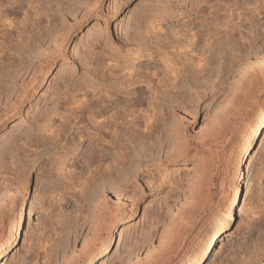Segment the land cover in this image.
Listing matches in <instances>:
<instances>
[{
  "label": "rangeland",
  "instance_id": "rangeland-1",
  "mask_svg": "<svg viewBox=\"0 0 264 264\" xmlns=\"http://www.w3.org/2000/svg\"><path fill=\"white\" fill-rule=\"evenodd\" d=\"M54 1L55 0H53V3ZM94 1L95 0H77L76 3V1L74 0L73 5L72 4L68 5L69 7L70 5H72L73 6L72 9L69 8L67 5L66 6L54 5L57 3V1L53 4L54 6L53 7L51 4L52 1L50 3L48 0H37V1L36 0H17V1L0 0V8L2 9V10L0 9V14H1L0 18L3 17V19L2 20L0 19V21L6 23L9 20L6 23L8 24L11 22V24H9L11 28L10 27L9 28L12 29L14 27L16 29V30L14 28L12 29L13 31L11 35L9 34L11 37L12 36L16 37V35L19 33V35L16 37L19 39L16 40V38H14L15 39L14 40L12 37L13 44L10 45V51L12 52L10 54V57H8L10 60L7 59L8 60L7 63L8 62L10 63V67L12 61L15 60L16 63H18L17 66L11 68L12 71L16 70L15 68L17 67H19L17 68L18 70L22 68L26 69L27 66L29 67V70L27 67L28 73H25L26 72L25 71L24 73L19 75V79H15L14 76L10 77V75H4L5 73L3 74V72L1 73L0 71L1 80L2 77L3 79H5L4 76L7 77L4 81L5 84L8 81V78L11 79L9 80L13 84L16 82V84L13 85L8 81L9 84L7 82V85L5 86L3 84L4 82L0 81V83L5 86L2 87L8 90L9 95L12 94L11 96L14 98V94H13L14 92L12 91L15 89L13 87L18 88L20 86V84L17 83H21V82L26 83L29 82V80H31L33 75L32 73L35 70H37V68L33 70L34 69L33 67L34 66L37 67L36 65L39 64L38 59L41 56L40 54L43 53L41 51L44 50L45 53V51L47 52V50L50 48L53 49L57 48L55 50V60L57 61V63L53 65V67L49 72H47L48 69L51 67L49 63L45 65L42 71L39 72L37 71L38 77H36L37 81L35 80L36 85H38L37 91L33 89L31 90L30 92L31 97L30 99L26 100L27 103L23 106L20 115L18 114H15V116L12 114H8L7 116L3 115V120L1 121L2 125L0 127V212L2 214L0 215V244H4V246L2 247L3 249L0 248V251L3 252V253L0 252L1 253L0 264H56V262L57 264H62L63 263L62 261L64 260L61 259L63 258L62 253L64 251H67L69 247L76 246L81 248L85 242L83 236L85 238L86 234H89V232L91 233L92 228L95 224L93 220H95V218L98 217L97 214L99 213L97 209L98 208L97 205L100 204L99 202H101L102 199L98 195H101V197H103V194L107 196L106 199L109 201V202L106 201L107 203L106 208H108L107 212H109L108 214H106L107 216L106 218H108L107 223L109 222L108 224L111 225V223L115 220H118L119 223L117 224L116 228L113 230V240L108 250L104 252L101 256L96 258L93 262H91V264H116L117 262L120 261V259L122 261V258H124L125 260L124 264L126 263L128 264V262L130 261L132 262L137 261V259H139L138 257L144 258L145 255L147 254V250L150 248L148 250L149 252L154 246H156L160 242L159 237L161 235V232L164 230L163 226L166 225L167 219L169 221V217L171 218L172 215L174 216L178 212V211L176 212V210H178L182 206L189 207L188 203H185L186 202L185 199L187 198L186 196L188 195L187 193L188 183L195 173L194 171L195 168L193 167L195 166L194 165L195 158L193 159L194 156L189 154L188 158L187 159L185 158V160L184 159L168 160V156L170 155V153H172L171 149L174 148V145L172 148L171 145L169 146L168 144L170 143L169 141L173 137L170 129L171 127L170 125L172 123L170 124V122L173 119V117L174 119L177 117L182 118L183 115H185L184 117L185 120L183 119L184 121H182L181 119V121L183 122L189 135H196L198 134V132L207 133V132H211V130L212 132H214L213 130L215 131L218 130V132L220 131L219 135H217L219 136L218 138L219 142L217 144V147L214 148L213 150L210 149L209 152V153L211 152L214 153L216 158V163H215V169L212 171L211 175L209 176V180L206 177L207 181L206 179H204L205 181H203L205 184L207 182L205 186L209 187V189L206 188L203 183L202 186L204 191L203 195L204 196L208 195L205 207L203 210L198 211V213L196 214V219L194 220L192 227L188 231L186 238H184L181 241L175 256L165 264H186L188 262L189 257L203 246V242L206 240V237L209 236V234L212 232V229H214L218 221L222 218L223 214L226 212L227 206L231 201L235 189H237L238 191V203H236V205L233 207L234 216L230 220V222L225 225L224 229L221 232V235L215 242L214 247L211 249L209 256H207L204 259V261L201 262V264H247V263L252 264V261H255L253 262L255 264L256 261L259 260H262L261 262H263L262 264H264V237H263L264 236V227H263L264 226V127L262 128L261 132L253 139L252 145L248 153L245 156H242L243 142L248 133V130L251 127V125L255 123L257 119V112L260 109H263L262 107H264V82L262 81L260 82L259 80V83L257 81V83L251 85L250 83L251 78L250 77L247 78V76L244 75L242 76L239 70V65L243 64V66H245L248 63L251 64V62L255 61L258 57L264 55V23H263L264 14H259L257 17L258 11L253 9V7L255 6L254 4L247 5L245 9H243L242 4L240 3H243L245 0H237L238 6H233L232 10L229 12L230 16H228V18L231 19V22L228 30L229 29L231 30L232 27L233 32L232 31L231 32L233 35L232 37L233 43L231 41L227 45V47L225 48V50L227 51L223 52V55L224 56L227 55V58L229 57L228 59L230 60V65L232 66L231 67L229 65L231 69L229 68L228 70H224L220 76L214 78L213 82L210 83L211 84L210 87L208 86L207 88L202 90L203 92L201 98H195L191 100V102L189 101L187 103V106H185V108H183L180 105L176 106L177 104H180L177 101H176L177 104L175 101H172V103L174 102L172 105L170 104L171 102H169V110H170L169 112H172V114L168 115V116L171 115V118L169 119L170 122L168 121L169 123L167 125H168V129L170 130H167V133H165L164 135H166L167 138L170 140H168L166 136L165 139L163 135L162 138L165 141L162 139V141H164V144L162 146L164 147L162 148L161 145H160L161 147L159 146L162 151V152L159 151L160 154V155L158 154L159 157H156L157 152L159 150L158 147L159 144L153 146L152 151L153 154L154 153L156 154L154 158L156 157L155 159H157V161L150 159L151 157L153 159L150 150L148 151L146 149L148 154L151 155L150 157L147 155V152H145L146 150H144V148H141L143 149L144 152H142V150H141L142 153H139L140 151L137 152L140 154V155L138 154L139 156H137V153L135 152V155L137 156V157L134 156L136 161L134 160V158L133 160L135 161L136 165H138L137 163H139L138 160H140V162L143 163V161L145 159L147 160L148 157V160L150 161L149 162L147 161V164L149 163L153 165L150 166L153 168V171L155 170L154 171L155 174H153L152 176L151 175L147 176L145 182L141 181L142 179L141 176H140L141 178L138 176V178L140 179H137L136 180L137 182L135 181L137 183L136 185L137 186L139 185L137 187L136 185H134L133 180H132L133 182L131 180H128V177L132 178L131 173H129V175L128 174L125 175V173H128L130 170L128 168L130 166L132 167L134 166L133 164L132 165L129 164L130 166L127 165L128 167L127 166L124 167L128 170V172H126L127 170L125 171L124 168H123V172L125 171L124 174L122 171L119 172L121 173V175H119L121 177L118 178L120 179L123 178L124 180V178L127 176V179L125 181L130 182L129 185L131 187L132 185L136 186L137 188L134 187V189L137 190H134L133 187L132 188L129 187L127 184L128 182L125 183L126 184L125 186V184L123 183L124 181L122 180L123 182H121L120 179H118V181L120 180L119 183L120 182L123 183L121 184V186L123 185L122 187L123 189L119 187L117 188L115 185L114 186L116 188L112 187L113 188L112 189L109 186L110 183L108 185V181H106L107 179L109 180L110 177L109 175L106 176L107 177L106 180L103 179L102 177V179L105 180L106 183H102L103 180L101 178H100V182L97 179L96 181L97 183L98 182L99 183L96 184L95 181L94 182V184L96 185L95 187L93 183H88V180L89 179L91 180V176L89 177L90 173L96 171L98 172L99 167L98 169L95 165L94 168H92L93 166L82 167V165H80L82 164L81 162L80 163L78 162L77 163L78 166L76 165L75 168H71L68 166L71 165L72 163V161H70L71 158L70 156L72 154V150L74 152L76 147L80 151L87 150V148L90 147L91 149L89 148L90 152L88 151V153L92 152L91 150L93 149L94 146L93 144L97 143L100 139L99 137L93 138L94 132H90L91 135L84 134V137H87L86 140H83V138L80 139V136H78V138L76 137V139L78 140L77 141L75 140L74 144H72L74 147L72 146L73 149L70 150L71 154H69V157L66 156L62 158V161L60 162L61 166H63V160L64 162L66 160L64 164V169L62 171L67 173L69 176H71V179L69 176H67V178H65L66 180L61 177L62 180L63 179L65 180L64 182H62L61 179H55L54 177L52 178V176L50 177L49 176L50 174H48L49 173L48 170L47 172H45L46 169L50 167L49 164L52 156L51 154L53 152H51V154H46L44 156V159L42 158L43 157L42 156L41 159L37 161V163H34L35 166L37 167L36 168L32 166L33 163L31 164V161H27V159H30L34 162L33 159L35 157L37 158V156L34 154L35 151L34 147L28 146V144H26L25 142L24 144H26L25 146L28 147L29 150L26 147H24L23 143H19V144L20 145L22 144V146L27 150L21 148L22 146L19 147V145L18 146L16 145V147H14L15 149H13L14 143L12 142L15 140L17 135L20 134L22 136V139L23 138L25 139L23 132H25L26 129H28L29 127H33L36 131L37 128L32 123L33 117L35 115H41V113L44 112L43 111L44 108L46 109L45 112H49L47 111L48 109L47 107H50L49 109H51L52 106L50 105H52L51 103L54 98H56V100L58 99L57 97L58 93L60 94V97L57 101L58 104L62 106L63 104L61 102L67 101V99L69 102L74 101L71 98H74L75 100L77 98L76 102H78V100L80 101L85 99L86 93L89 94L88 92L90 93L94 92L95 89L97 90L98 86L100 88L105 86V90L108 89L107 86L111 84L108 82V80L110 79L107 78V80L105 81L103 79L104 74H102V72L104 69L106 73L107 72L106 67L108 66V72L106 73L108 74L110 72L109 70H111L109 69V66L110 68L117 66L115 64L117 61L115 63L113 61L112 62L108 61L109 59L111 60V56H113L114 58L117 56L116 58H119L121 60V62L118 61L119 63H124L123 60L126 59L125 61H127V58L131 59L126 63L130 62L131 63L130 65H133L135 63L137 65L136 67L138 68V70H140L139 72L141 71L143 72L145 70L146 72L148 71L150 73V70L154 69L153 71H155L157 65L163 66L164 61L159 59L158 57L155 58L154 60L152 59V57L137 60L138 56L135 57L136 55L134 54V50L136 49V47L139 46L135 43H131L133 41L128 42L129 39L127 40L125 33L129 29L131 23H134L137 20L139 13L145 12L146 9H148V7L153 8L154 10H158L160 7H162V5L169 6L171 2L165 1L163 4H158L156 0H155L156 2L150 0H100L97 2V5L95 7L96 10L93 11L88 16L83 17V14L85 13V7L87 6V4ZM195 1L197 0H181L183 4L180 2L181 3L180 6L181 5L182 6L179 7V9L181 8L185 12L183 10H179L180 12L183 11V13L174 12L166 15L165 18L160 21L163 27V31H161V35H164V33L167 30H170L171 27L175 29L181 27V25L188 18H191L192 16L196 15L194 10L190 11L191 9L190 6ZM40 2H42V4ZM48 2L50 3V6H48L49 5ZM203 3L204 1L201 2V4ZM215 3H216L215 6L219 7L220 10H222L221 7L223 8L225 6L223 5L224 4L223 2H215ZM230 4H232V2L229 3V5ZM15 5L17 7L19 6L20 8L19 7L17 8ZM57 6H59V8L56 11L55 7ZM13 7L17 8V10L14 9ZM60 7H64L65 10ZM67 7L69 11L70 9H72L71 13H68V9H66ZM6 11H9V13H6ZM104 11L109 12V15L106 16L105 18H102L101 15ZM224 13L225 12L222 10L220 11L219 14L221 15L220 21L222 20V22H225L228 19L227 17L225 19V16H223ZM253 13L254 14L256 13V15H254ZM49 14L52 16L53 14L56 15L53 16L54 17L53 19V17L49 18L51 17ZM252 15L253 17H255L254 19L252 18ZM38 16L41 17L38 18ZM76 17H78L80 21L73 27V29H71L70 32L71 38L65 49L64 46L62 47L60 45V43L59 45H57L55 38L57 37V35H59V32H62L64 30L63 27L65 26V24H67L68 22L69 23L72 22ZM259 17L262 19H260ZM204 18L205 17L203 16L201 17V19ZM256 18L257 20L255 21ZM104 21H106L107 23ZM36 22L39 23L37 24ZM35 23L36 25L33 26V24ZM48 24L51 25L52 27L49 26ZM21 25H23L24 27H22ZM203 25L204 26H202V24H197V27L203 28L205 27V24ZM17 26H20V28L19 27L17 28ZM49 27L52 29H50ZM23 29L25 30L23 31ZM35 29L38 30L37 31L38 33L35 31ZM49 30L51 32H49ZM39 31L40 32L43 31L44 34L47 31L46 33L47 36L44 35L45 37H42V39L46 38L45 40L43 39L44 41L38 39L39 42L41 43L36 42L38 36V35L36 36V34H39ZM97 32H99L98 33L99 39L96 36ZM32 33L36 38L33 37ZM28 35H30V37ZM10 39L11 38L9 37V41ZM32 39L33 42L34 40L36 42V43L34 42L35 44L34 43L32 44L42 47L36 46V48H38L36 49V51L34 50L35 47L34 48L32 47V49H30V47L32 46L30 45L31 43L30 40ZM14 41L18 43L17 46L20 43L23 44L24 42L25 47L23 48L25 49L18 48V50H24V51H18L15 48L16 44L14 43L16 42ZM25 42H27V44ZM12 45L15 46L13 47ZM28 45H30V47L29 49H26L28 48ZM31 50H33L31 53H35L36 55H39V57L36 56L35 54L31 55L30 54ZM20 52L23 53L25 52L24 54L25 55L27 54L26 55L27 58H25L26 56ZM63 52L66 53V58L64 59H62ZM97 52L104 55L105 58L104 57L102 58V55H100ZM13 53H17L18 55L21 54V57L23 56L24 59L20 57L21 60L20 59L17 60L19 56L17 57V54L15 55ZM11 57L12 58L14 57V59H12ZM100 57L102 58V60L103 59L104 60L101 61ZM22 59L28 60V62H26L27 60L23 61V63L27 64L25 67L22 66L23 65V63H21ZM30 60L31 61L36 60L35 62H33L34 65L31 64ZM96 60L98 61L100 60L101 62L97 64L95 62ZM15 61L12 64L13 66L14 64L16 65ZM104 61L107 64L106 63L104 64ZM19 62L22 65L19 66ZM29 62L31 66L30 64H28ZM94 62L96 65L94 64ZM108 62L111 65H108ZM160 62L163 63L161 64ZM241 62L244 63L241 64ZM102 64L105 65V66L103 65L104 66L102 67L103 69L100 68ZM113 64L115 65L113 66ZM220 64H221L220 67L224 66L223 61ZM142 65L144 68H141L142 69L141 70L140 67H142ZM91 69L92 71H90ZM99 69H100V74L102 75L98 74ZM96 71L98 72L95 73ZM70 74L71 76H68L70 77V79L68 78L67 80L68 82L66 81L65 83L64 80L66 79L67 75ZM95 75L98 76L95 77ZM99 76L102 77L103 81L100 80L101 77L99 78ZM12 77H14L13 79L15 81L12 80ZM23 80H25L26 82ZM87 82L89 83V85ZM102 82H104L105 84L103 83L104 84L103 85ZM256 84L257 87H254L256 86ZM7 86L10 87L7 88ZM238 86L240 88H238ZM149 87L150 85L147 86V88L151 90V88ZM11 88H13L12 91ZM250 88L254 89L252 93H250L251 91ZM9 91H11V94ZM66 91H69L68 94L66 93ZM149 92L150 93L148 94H150V96L153 95L151 91ZM245 92H247L248 97L250 94V97L248 98L244 109H242V111L239 112L237 108L239 105L242 104L241 101L243 102V99H245V96L243 95V94L246 95ZM242 95L244 97H241ZM11 96H9L8 98L10 102L6 101V99H4L5 97L1 98L3 102H6L4 103V105L5 104L9 105V103L14 101ZM147 97H149V95ZM147 97L146 99L148 100ZM239 98L240 99L243 98V99L240 100ZM127 101L128 99L127 100L125 99V103ZM98 102L99 101L95 103ZM58 104L57 107H55L56 109L60 108ZM146 104L147 103L143 104L144 105L143 110L146 109L144 112L151 109L149 108L148 104L147 106H145ZM235 105L237 106L235 107L237 110L234 108ZM170 107L172 108V110L170 109ZM0 108L1 110L3 109L2 111L0 110V112L3 113L5 108L3 107ZM167 110L166 112L169 113ZM235 111H237L236 112L237 114L234 113ZM61 112L64 114L66 113L64 111ZM61 112H59L60 113L59 116H61L62 114ZM149 112L151 111L149 110ZM85 115H87V113ZM55 118H58V116ZM54 120L56 121L59 119H54ZM82 120L85 122L86 116H83ZM58 122L59 121H56V123ZM170 132L172 136H170ZM24 139L20 142H24ZM95 139H97V141H95ZM10 141L12 142L10 143ZM88 142L89 144L92 143L93 146L91 144L89 146ZM172 142L173 141L171 140V143ZM133 146L135 147V145L134 144L132 145V151L134 150ZM29 147L31 148V150ZM59 148L60 150L62 149L61 147ZM59 148L57 150H59ZM135 148L136 150L134 151H138L137 147ZM156 148L158 149L156 150ZM207 151L209 150L203 148L200 155L201 156L203 155L202 157L204 158V156H207ZM27 152L29 154L26 157ZM142 154L147 155V157L145 158V155L143 156ZM87 156H89V154ZM142 156L143 158H145L144 160L141 159ZM22 157L24 159H21ZM137 158L139 159L137 160ZM155 161L157 162V164H155ZM44 162L47 164H45ZM40 163H41V167L37 166ZM42 163H44L45 165ZM145 163L146 161H144L143 166L145 165ZM22 165L24 166L25 169L22 167ZM46 165L48 166L47 168L43 167ZM240 166L242 168L241 170L242 173L240 172ZM104 167H106V165ZM70 168L72 170L77 169L76 172L75 171L74 172H75V176L77 175L78 177L77 176L76 177L74 176L75 178L73 177L74 175L73 171H71L73 173L71 172L68 173L71 170ZM40 169L42 171H40ZM66 169L67 170L70 169V170L67 172ZM23 170H25V172ZM133 171L135 172V168L132 169V172ZM44 172L46 173L45 175H43ZM97 172H96L97 176L100 175L98 174L100 172L98 173ZM134 172L132 174H134ZM96 174L92 173L93 176H96ZM86 175L89 177V179H86L87 177ZM82 179L86 182V184L84 181H82ZM146 181H152V182H150L151 184L149 183L150 185L148 184L147 186L145 184ZM119 183H117V186H119ZM91 184H93L94 186L89 188ZM124 187H126L127 190H129L130 188L132 190L131 189H130L131 191L126 190L125 191L126 193H123V191L125 190ZM206 189L207 192H205ZM93 194L95 196L98 194L97 195L98 200H95L97 196L95 197L93 196ZM114 200H116L117 202ZM112 201L114 202L115 207ZM118 201L122 202L123 204L120 202L118 203ZM110 203H112L111 205H113L112 208ZM116 203H118V205H116ZM181 204L182 206L180 207ZM94 205L96 206V209L93 210V208H95ZM120 205L122 206L120 207ZM113 208L115 212L112 211ZM21 212H22L21 222L19 226L16 228L15 220L16 218H20ZM93 215L95 216L94 218L92 217ZM85 218L87 219L86 222L88 223H85L86 220ZM75 225L77 227H74ZM68 228L70 229L69 231L71 232L70 234L72 236L68 233L67 231ZM71 228L72 231L74 230L73 232L71 231ZM88 228H90L89 231ZM108 228L110 229V227L104 229V237L108 235L109 232ZM16 231L18 235L16 240L14 241V243L8 246V244L11 243L10 240ZM65 231L67 232L65 233ZM74 233L75 236L73 235ZM63 234L69 236L67 237L68 239H66L65 238L66 235L63 236ZM62 244L63 246H67L68 248L66 247L67 248L66 249L64 247L63 250L59 249L62 248L61 246ZM133 247L134 248L136 247L137 250L135 249L133 250ZM128 248L129 250L132 248L130 250V253ZM60 250H62V253ZM128 254L131 255V257ZM136 255H138V257ZM70 256L76 257L77 255L75 254L71 255V253L68 252L66 257H70ZM127 257L129 258L130 261L127 259ZM121 261L120 263L123 264V261L122 262ZM174 261L175 263H173ZM81 264L83 263L81 262Z\"/></svg>",
  "mask_w": 264,
  "mask_h": 264
},
{
  "label": "bare ground",
  "instance_id": "bare-ground-1",
  "mask_svg": "<svg viewBox=\"0 0 264 264\" xmlns=\"http://www.w3.org/2000/svg\"><path fill=\"white\" fill-rule=\"evenodd\" d=\"M48 1L50 3L52 1V3H51L52 6L56 1H57V3L54 5H60V6L61 5L66 6L67 5L68 6L69 4L73 5L74 0H55L54 3H53V0H48ZM75 1L77 3V0H75ZM98 1H100V0H95L94 2L87 4V6L85 7V13L83 14V17L88 16L89 14H91L93 11L96 10L95 7H96ZM150 1H155V0H150ZM156 1L158 2V4H163L165 1L171 2V4H169V6L162 5V7H160L158 10H154L153 8L148 7V9H146L145 12L139 13L137 20L134 23H131V25L129 26V29L127 30L125 35H126L127 40L129 39L128 42L133 41L131 43H135L139 46V47H136V49L134 50V54L136 55L135 57L138 56L137 60L146 59L148 57H150V58L152 57V59L154 60L155 58L158 57L159 59L164 61V63L160 62L161 64L163 63V66L157 65V67L155 68V71H153L154 70L153 69L154 67H153L152 68L153 70H150V73L148 71L146 72L144 70L145 73H147V74H145L144 71L139 72L140 70H138V68L136 67L137 65L135 63L133 65H130L131 64L130 62L126 63L127 61H130L131 59L126 57L127 61H125L126 60L125 59V60H123L124 63H119L118 61L121 62V60L119 58H116L117 56L115 58L113 56H111V60L109 59L108 61L109 62L113 61L114 63L117 61L118 63L117 62L115 63L117 66H115L113 68H110V66H109V69H111V70H109L110 72L108 74H106L108 72V66L106 67L107 68L106 73H105V70L102 68L105 66L104 65L106 63L105 61H104V64H102V66L100 67L103 69L104 73L102 72V74H104V76H105V78L103 76V79L105 81L107 80V78H109L111 80V81L108 80V82L111 83V84H109V86H107L108 89L105 90V86H103L102 88H100L98 86V88H97V90L99 89L98 91L94 88L96 92L95 91L91 92V93L88 92L91 96L86 93V96L89 95L90 97L85 96V99L80 100V101L78 100V102H76L77 98H76V100L74 98H71L74 101H70V102L67 99V101L61 102L63 104L62 106H60L58 104V101H57L60 97V94L58 93L57 94L58 99L56 100V98H54L57 102L53 99L52 103L50 102L52 105L49 104L50 106H52L51 109H49L50 107H47L49 109V110L47 109V111H49V112H45L46 109L44 108V110H43L44 112L41 113V115H35L34 117L32 116L33 117L32 123L37 128L36 131L33 127H29L28 129L25 130V132H23V134L25 136V139L23 138L24 142H20L23 140L22 136L20 134L17 135L15 140L13 138V140H14L13 142L10 141V143L11 142L14 143V145L12 144L13 149H15L14 147H16V145L17 146L19 145V147H21L22 144L20 145L19 143H23L24 147H26L25 145L28 144V146L35 148L34 154L37 156V158L35 157L36 159L35 158L33 159L34 162L30 159H27V161H31V164L33 163L32 164L33 167H36L34 163H37V161L39 159H41L42 156H43L42 158L44 159V156L46 154H51V152H53L51 154L52 156H51L50 164H49L50 167L47 168L48 167L47 165L43 166V167L47 168L45 172H47V170H48V172H49L48 174H50L49 176L50 177L52 176V178L54 177L55 179H61V177H62L65 179L69 175L62 171L64 169V164L66 162V160H65V162L63 160V166H61L60 162L62 161V158L66 157V156L69 157V154H71L70 150H72L74 147L72 144H74L75 140L76 141L78 140V139H76V137L78 138V136H80V139L83 138V140H86L87 137H84V134L89 135L90 132H94L93 138L99 137L100 139L97 143H95V141H97V139H95V141H94L95 144H93L94 146L92 145V143H90L93 146V149L91 150L93 153L92 152L88 153V151L91 149L90 147H88L87 150H84V151H82V150L80 151L76 147L74 152L72 150V154L74 156L71 154L70 161H72V163H71V165H68V166L71 168H75L78 162L82 163V164H80V165H82V167L83 166L84 167L85 166H87V167L93 166L92 168H94V165H95L97 167V169L99 167L98 172H100V173H98L97 171L96 172L100 175L97 176L96 172H91L89 175V177L91 176V180L86 175L87 176L86 179H89L88 183L94 184V182L97 179L100 182V178L102 179V177H103V179L106 180V178H107L106 176L109 175L110 176L109 180L108 179L106 180V181H108V185L110 183L109 186L111 188L112 187L113 188H116V187L122 188L123 185L121 186V184H123V183L125 184L128 181L127 182L125 181L127 179V176L124 178V180H123V178H121V179L118 178V177H121V176H119V175H121V173H119V172H121V171L123 172V168L127 165L128 166H130L132 164L134 166L136 165L135 157L139 156L140 155L139 153L144 152L143 149H141V148H144V150L147 149L148 151L150 150V153H152L151 155L153 156V159H152V157L150 159L157 161V159H155V158L159 157V155H160L159 151H161L160 147L164 144V141H165L162 137L165 133H167V130L171 129V132L173 135L171 140L173 141L172 143H174V144H172L171 140L168 139L166 135H164V138L166 136V138L168 140H170L169 142L171 144L168 143L169 146L171 145V147L173 148V145H174L173 149H171V147H170L172 153H170V155L168 156V160H178V159H184L185 160V158L186 159L188 158L189 154L194 156L193 159L195 158V163H194L195 166H193L195 168V170L193 169L195 171V173L193 172L194 175L188 183V190H187L188 195L186 196L187 198L185 197L186 198L185 203H188L189 207L188 206L183 207L181 204L180 207L181 206L182 207L179 208L180 210L179 209L176 210V212L177 211L178 212L174 216L172 215L171 218L169 217V221L167 219L166 225L163 223L165 226H163L164 230L161 232V235L159 237L160 242L156 246H154L153 248L151 246L152 249L149 252H148V250L150 248L147 250V254L145 255L144 258H140V257H138V255H136L139 258V259L136 258L137 261H134V262L130 261L128 257L129 256L131 257V255L128 254L129 256L127 257V259L130 261V262H128V264H165L166 262L170 261L175 256L181 241L184 238H186L188 231L190 230V228L192 227V225L194 223V220L196 219V214L198 213V211H201L204 209L208 195H205V196L203 195V192H204L203 187H202L203 183H204L203 181H205L204 179H206V177L209 180V176L211 175L212 171L215 169V163H216L215 155L213 152H211V153H209V152H210V149L213 150L214 148L217 147V144L219 142V140H218L219 136H217V135H219L220 131L218 132V130L217 131L213 130L214 132H212V130H211V132H207V133H202V132L199 133L198 132V134H196V135H189L188 131L186 130V128L182 122L185 120V118H184L185 115H183L182 118L177 117L175 119L172 116L173 119L170 122L169 119L171 118V115L170 116H168V115L172 114V112H169L170 111L169 110V102H171L170 104L172 105L174 103V102L172 103V101H175V102L177 101L180 104H177V102H176V104H177V105L175 104L176 106L180 105L183 108H185V106H187V103L189 101L191 102V100H193L195 98H201L202 92H203L202 90L207 88L208 86L210 87V85H211L210 83L213 82L214 78H217L218 76H220L224 70H228L229 68L231 69V67H232L230 65V60L228 59L229 57L227 58V55L224 56L223 52L227 51V50H225V48L232 41V37H233L232 32L233 31H232V27H231V30L230 29L228 30V28L230 27V22H231V19H229L228 16H230L229 12L232 10L233 6H238L237 0H197V1L193 2L192 5L190 6V8H191L190 11L194 10L196 15L192 16L191 18H188L181 25V27H179L177 29L171 27L170 30H167L164 33V35H161V31H163V27H162V24L160 23V21L163 20L165 18V16L170 14V13H174V12L178 13V12H180L179 10H183L181 8L179 9V7L182 6V5L180 6V4L182 2H181V0H156ZM202 1H204L203 4H201ZM215 2H223L224 3L223 5H225V6L223 8L221 6L220 7L225 12L223 15V16H225V19L227 17L229 20L227 19V21H225V22H222V20L220 21L221 15H219V14H220V11H222V10H220L219 7L215 6V4H216ZM231 2H232V4L229 5V3H231ZM251 2H253V3H251ZM40 3L42 4V2H40ZM50 3L48 6H50ZM240 4H242L243 9H245V7L247 5L254 4L255 6L253 7V9L258 11L257 17L259 14H264V0H245L243 3H240ZM72 5H70V7L69 6L68 7L73 9ZM19 6H20V4H19ZM68 7L66 9H68ZM17 8H14V9L17 10ZM22 8H23V6H22ZM58 8H59V6L55 7V10L57 11ZM60 8L65 10L64 7H60ZM72 9H70V11L68 9V13H71ZM234 9H235V7H234ZM4 10H3V12H4ZM53 11H54V9H53ZM183 11H181L180 13H183ZM12 12H13V9H12ZM6 13H9V11H6ZM55 15L53 14V16H55ZM108 15H109V12L104 11L101 16H102V18H105ZM254 15H256V13ZM6 16H7V14H6ZM50 16L51 17H49V18L53 17L52 15H50ZM202 16L205 18L201 19ZM0 17H1V14H0ZM40 17L38 16V18H40ZM252 18L254 19L255 17H253V15H252ZM0 19L2 20L3 17ZM53 19H54V17H53ZM260 19H262V18H260ZM41 20H42V18H41ZM104 20H106V19H104ZM256 20H257V18L255 19V21ZM35 21H37V20H35ZM48 21H49V19H48ZM79 21H80V19L78 17H76V18H74V20L72 22H70V23L68 22L67 24H65V26L63 27L64 30L62 32H59V35H57V37L55 38L57 45H59V43H60V45L62 47L64 46L66 49L67 44L71 38V33H70L71 29H73V27ZM241 21H243V20H241ZM51 22H52V20H51ZM104 22H106V21H104ZM6 23L5 22L0 23V38H1L0 39V71H1V73L3 72V74L5 73L4 75H10V77L14 76L15 79H19V75H21L25 71H26L25 73H28V71H27L28 66L26 67V69L21 67L22 69H19V70L17 69L19 67H17V68H15L16 70L12 71L11 68L17 66L18 63H16V61L14 60L16 65L14 64V66H13L12 64L14 63V61H12V62L10 61L11 67H10V63L9 62L7 63V61H8L7 59H9L8 57H10V54L12 52V51H10V45L13 44L12 43V37L13 36L11 37L10 35H11V33L13 31L12 29L14 27L12 29H10L11 26L9 24H11V22L8 24H6ZM36 23L33 24V26L36 25ZM158 24H159V26H158ZM197 24H202V26H204L203 24H205V27L198 28ZM23 25H24V23H23ZM23 25H21V26L24 27ZM249 25H250V23H249ZM49 26H51V25H49ZM18 27L20 28V26H17V28ZM156 27H158V28H156ZM50 29H52V28H50ZM155 29H157V30H155ZM233 29H235V28H233ZM24 30L25 29H23V31ZM38 30L35 29L36 32ZM47 31L45 32V34L43 31L42 32L39 31V34L40 33L41 34H40V37H39V34H36V36L38 35L36 42L41 43V42H39L38 39H41V40L44 39L45 40L46 38L42 39V37L47 36V34H46ZM49 32H51V31L49 30ZM261 32H262V30H261ZM30 33H31V31H30ZM98 33L99 32H97V35H96L97 37L99 36ZM13 34H15V33H13ZM42 34H43V36H42ZM18 35H19V33L16 35V37ZM32 35H33V33H32ZM34 35H35V32H34ZM34 35H33V37H35ZM8 36L11 38L10 41H9ZM28 36L30 37V35H28ZM256 36H257V34H256ZM16 37H13V39ZM7 39H8V41H7ZM17 39H19V38H16V40ZM98 39H99V37H98ZM24 41H25V39H24ZM27 41H28V39H27ZM30 41H31L30 45H32V46L30 47V45H28V48H26V49H29V47H30V49H32V47L33 48L35 47L34 50L36 51V49H38V48H36L37 45H34L36 43L35 40H34L35 43L33 42V39ZM14 42H16V41H14ZM252 42H255V41H252ZM25 43L27 44V42H25ZM32 43H34V44H32ZM232 43H233V41H232ZM14 44H16V46H17L18 43L16 42ZM16 46H15V48L17 50H18V48L22 49L23 47H25L24 42H23V44L20 43L17 47ZM37 47H42V46H37ZM23 49H25V48H23ZM56 49L57 48H55V49L50 48L47 50V52L45 51V53L43 50V51H41L43 53L40 54L41 55L40 57H39V55H36L35 53H31L33 50L30 51L31 55L35 54L36 56L39 57V59H38L39 64L36 65L37 67H35V66L33 67L34 68L33 70H35L36 68H37V70H35L34 72L32 71L33 75L31 74L32 78H31V80H29V82H26L25 80H23L26 83H24V82L23 83L21 82L22 84L17 83V84H20V86L18 88L13 87L15 90H13V88H11V91L13 90L12 92H14L13 93L14 98L11 96L12 95L11 91H9L11 94V95H9L8 90L4 89V87L7 85V82L8 81L10 82L11 79L8 78V81L5 84L4 81L7 77L4 76L5 79H3V77H2V80H3L2 81L1 76H0V81L4 82L3 84L5 85L4 86L3 84L0 83L1 84V87H0V107H3L6 109V110L4 109L5 112L4 111H3V113L0 112V127L2 125L1 121L3 120V115H5V116H7L8 114H12L14 116H15V114L20 115V113L23 109V106L27 103L26 100L30 99V97H31L30 96L31 90L33 89V90L37 91L38 85H36V83H35L36 77H38L37 71L38 72L42 71V69L45 67V65L47 63H49L51 66L47 71V72H49L51 70V68L53 67V65L57 63V61L55 60V50ZM18 51H24V50H18ZM18 51H15V52H18ZM260 52H262V51H260ZM20 53H23V52H20ZM97 53H99V52H97ZM13 54L16 55L17 53H13ZM99 54L102 55L101 53H99ZM17 57H16L17 60H19L21 57V54L20 55L17 54ZM103 57H104V55H102V58ZM21 58L24 59L23 56ZM25 58H27V56ZM34 58H35V56H34ZM64 58H66L65 52H63V54H62V59H64ZM102 58H101V61L104 60V59L102 60ZM12 59H14V57ZM23 59H22V62L20 61L21 63H23V61L27 60V59H25V60H23ZM35 61L30 60L31 64H33V62H35ZM101 61L96 60L95 62L98 64ZM222 61H223L224 66L220 67V65H221L220 63H222ZM20 62H19V66L22 65V64H20ZM26 62H28V60ZM30 62L28 64H30ZM38 62H36V63H38ZM95 62H94V64H95ZM109 62H108V65H111ZM156 62H158V61H156ZM242 63H244V62H241V64ZM245 63H248V62H245ZM31 64H30V66H31ZM115 64H113V66ZM218 64H219V66H218ZM26 65H27L26 63H23L22 66L25 67ZM242 66H243V64L239 65V70H240L242 76L244 75V76H247V78H249V77L251 78L250 79L251 85L257 83V81L259 83V80H260V82L261 81L264 82L263 81V78H264V55L258 57L255 61L251 62V64L248 63L245 66H243V67ZM141 68H144L143 65H142V67H140V69ZM95 69H96V66H95ZM28 70H29V67H28ZM90 71H92V69ZM6 72H7V74H6ZM97 72L98 71H96L95 73H97ZM140 73H142V74H140ZM39 74H41V73H39ZM98 74L102 75V74H100V69H99ZM68 76H71V74L67 75L66 79L64 80L65 83L68 80V78L70 79V77H68ZM97 76L98 75H95V77H97ZM14 77H12V80H14L13 79ZM16 77H18V78H16ZM100 77L101 76H99V78ZM247 78H245V79H247ZM103 79L101 77L100 80L103 81ZM9 82H8V84H9ZM10 83L13 84L12 82H10ZM103 83L104 82H102V84ZM14 84H16V82ZM88 85H89V83H88ZM92 85H93V83H92ZM149 85H150L149 88H151V90H149L147 88V86H149ZM2 86H4V87H2ZM9 87L7 86V88H9ZM254 87H257V84ZM238 88H240V87L238 86ZM253 88H250L251 91L250 90H248V91H250V93H252V91L254 90ZM152 90H153V92H152ZM240 90H242V89H240ZM149 91H151V93L153 95L150 96V94H148V93H150ZM68 92L69 91H66L67 94H68ZM188 92H190V93H188ZM243 92H244V90H243ZM245 93H246V95L243 94L245 96V99L241 98V99H243V102L241 101L242 104L241 103H240L241 105L236 104V105H239L237 108L239 112H241L242 109H244L245 104H246L248 98L250 97V94L248 97L247 92H245ZM148 95L150 98L147 97ZM243 95L241 97H244ZM9 96H11L14 101L12 100L13 102L9 103V105L5 104L8 106V108H7V106L4 105V103H6V102H3L1 100V98L5 97L4 99H6V101L10 102L8 100ZM146 97L148 98V100L146 99ZM125 99L126 100L128 99V101L126 103H125ZM97 101H99V102L95 103ZM145 103H147L149 108H151V109H149L151 112H149V110L144 112L146 109L143 110V108H144L143 104H145ZM57 104H58V106H60L59 109L55 108V107H57ZM147 104L145 106H147ZM236 105L234 106V108L237 107ZM140 108H142V109H140ZM145 108H147V107H145ZM262 108L263 109H260L257 112V119H256L255 123L253 125H251V127L249 128L248 133L245 137V140L243 142L242 156H245L248 153V151L252 145L253 139L261 132L262 128L264 127V107H262ZM170 109L172 110L171 107H170ZM235 109H233V110H235ZM0 110H1V108H0ZM65 110H68L69 112L65 111ZM166 110L169 113H167ZM61 111H64L66 113L64 114ZM59 112L62 113L61 116H59L60 115ZM236 112L237 111H235L234 113L237 114ZM86 113H87V115H85ZM56 115L58 116V118H55V117H57ZM62 115H64V116H62ZM83 116H86V121H85L86 123L82 120ZM11 117H13V116H11ZM54 119H59V120H56L59 122L56 123V121ZM181 119H182V121H181ZM168 121L170 122V124L172 123L171 125L169 124L171 126L170 129H168V125H167L169 123ZM144 126H145V129H144ZM141 128H143V129H141ZM225 128H226V126H225ZM206 131H208V130H206ZM171 132H170V136H172ZM160 139H161V142H163V143L160 142ZM162 139L164 141H162ZM87 140H89V139H87ZM25 142H26V144H24ZM90 144L88 142L89 146H90ZM133 144L135 145V147H137L138 151H134V150H136V148L134 146H133L134 152L132 151V145ZM156 144H159L158 147L161 145L159 147L158 152L155 151V152H157V156L155 153L153 154V151H152L153 146H155ZM24 147L22 146L21 148H24ZM59 147H61L62 149L60 150ZM163 147L164 146H162V148ZM11 148H12V146H11ZM21 148H19V149H21ZM26 148L28 149V147H26ZM26 148H24V149H26ZM58 148L60 151L57 150ZM203 148L209 150V151H207V156H204V158L202 157L203 155L202 156L200 155ZM157 149L158 148H156V150ZM26 150H25V152H26ZM30 150H31V148H30ZM141 150H142V152H141ZM147 150L145 152H147ZM28 152H30V151H28ZM28 152L26 153V157L29 154ZM135 152L136 153L139 152V153H137V156L135 155ZM167 152H168V150H167ZM87 153L89 154V156H87L88 155ZM145 154H142V155L144 156ZM147 155L149 157L151 156L150 154H148V152H147ZM147 155H145V158L147 157ZM4 156H5V154H4ZM143 156L141 159L144 160L145 158H143ZM154 156H156V157L154 158ZM23 157L21 159H24ZM76 158H77V160H76ZM133 158L135 161L133 160ZM139 158H137V160ZM144 161H146V163H145L146 166L145 165L143 166ZM144 161H143V163H141L140 160H138V162L140 164L137 163L138 165H136L135 167L133 166L135 168V172L133 171L134 174H132L133 173L132 169H134L132 166H130L128 168V169H130L129 172L126 168H124L125 171L127 170L126 172H128V173H125V175L126 174L129 175V173H131L132 176L131 175L130 176L132 178L128 177V180H131V181L133 180L134 182L133 181L132 182L134 183V185L137 184L136 183L137 179H140L142 177L141 181L145 182L147 176H150V175L152 176L153 174H155L154 173L155 170L153 171V168L151 167L153 165L149 164V163H148L149 165L147 164V161L148 162L150 161V160H148V157H147V160L145 159ZM156 161H155V164H157ZM44 163H42V164H44ZM45 164H47V163H45ZM105 165H106V167H104ZM37 166L41 167V163ZM22 167L24 168L23 165H22ZM69 167H67V168H69ZM102 167H104V168H102ZM100 168H102L103 170ZM70 169H68V170L66 169V171L68 172ZM43 170H44V168H43ZM76 170L77 169H75V170L71 169L68 173H70L71 171L76 172ZM241 170H242V168L240 166V172L242 173ZM23 171L25 172V170H23ZM40 171H42V170L40 169ZM92 171H93V169H92ZM45 172L43 175L46 174ZM73 172H71V173H73ZM75 172L73 173L74 174L73 177L75 176ZM124 172H123V174H124ZM92 173H95L96 176H93ZM123 174H122V176H123ZM47 175H46V177H47ZM84 175H85V173H84ZM138 176L139 177L141 176V177L138 178ZM69 177L71 179V176H69ZM64 179L63 180L61 179L62 182H64L66 180V179L65 180ZM118 179H120L121 182H123V181L124 182L119 183L120 180L118 181ZM76 180H78V179H76ZM105 180H103L102 183H106ZM82 181H84V180L82 179ZM206 181H207V179H206ZM42 182H43V180H42ZM150 182H152V181H146L145 184L148 186V184ZM95 183L98 184L97 181ZM117 183H119V186H117ZM129 183L130 182H128L127 184L129 187H131L129 185ZM55 184H54V186H55ZM85 184H86V182H85ZM93 184H91V186H89V188L95 185V184L94 185ZM206 184H207V182H206ZM206 184L204 183V186ZM84 186H86V185H84ZM125 186H126V184H125ZM128 186H127V189H128ZM136 186L132 185L133 189H134V187L137 188L139 185L137 187ZM95 187H96V185H95ZM206 188L209 189V187H206ZM124 189L125 190L124 191L122 190V191H123V193H126L125 192L127 190L126 187H124ZM88 190H91V189H88ZM129 190H127V191H129ZM134 190H137V189H134ZM205 192H207V189ZM205 194H207V193H205ZM84 196H86V195H84ZM93 196H95V195L93 194ZM98 196L102 199H101V202H99L100 204L97 205L98 206L97 209H98L99 213L97 214L98 217L95 218L96 221L93 220L95 222V224L91 221L94 224L93 228L91 227L92 228L91 233L89 232V234H86L85 238L83 236V239H85L84 240L85 242H84L82 247L80 246L81 248L76 247V246L68 248L67 246H63V244L61 245L62 248H59V249L63 250L64 247L68 248V250L64 251L63 253H62V250H60L61 253L63 254L62 255L63 258H61V259H64L62 261L63 263L61 262L62 264H81V262L83 264H91V262H93L96 258L101 256L110 247V244L113 240V230L116 228V226L119 222H118V220H115L111 223V225L108 224L109 222L107 223L108 218H106L107 217L106 214L109 213V212H107L108 208H106V204H107L106 201H108L106 199L107 196L104 194H103V197H101V195H98ZM98 196L96 197L95 200H98L97 199ZM114 201H116V200H114ZM119 202L120 201H118V203ZM118 203H116V205H118ZM120 203H122V202H120ZM236 203H238V191H237V189H235V192L231 198V201L229 202V205L227 206L226 212L223 214L222 218L218 221V223L216 224L214 229H212V232L209 234V236L206 237V240L203 242V246L201 248H199L193 255H191L189 257L188 262L186 264H201V262L204 261V259L207 256H209L211 249L214 247L215 242L217 241V239L221 235V232L224 229L225 225L227 223H229L230 220L233 218V216H234L233 215V207L236 205ZM111 204L112 203H110V205ZM113 205L115 207L114 202H113ZM113 205H111V208L113 207ZM2 206H3V203H2ZM121 206L122 205H120V207ZM2 209H3V207H2ZM94 209H96V206H95V208H93V210ZM117 210H120V209H117ZM112 211L115 212L114 208ZM96 213H97V210H96ZM1 214L2 213L0 212V215ZM21 217H22V212L20 213V218H16V220H15L16 228L19 226V224L21 222ZM92 217L94 218L95 216L93 215ZM79 218H80V216H79ZM86 221H87V219L85 220V223H88ZM69 227H70V225H69ZM71 227H72V225H71ZM74 227H77V226L75 225ZM107 227H110V229L108 228L109 229L108 235L106 237H104V229H106ZM89 229L90 228H88V231H89ZM69 230L70 229L68 228L67 231L70 234L71 232ZM67 231H65V233ZM71 231H72V228H71ZM64 235H66V234H63V236ZM73 235L75 236V233ZM17 236L18 235H17V231H16L13 234V237L10 240L11 243H9L8 246H10L12 243H14ZM67 237H69V236L66 235L65 238L68 239ZM83 239H82V241H83ZM3 246H4V244H0V248H2ZM134 249L137 250L136 247L135 248L133 247V250ZM4 250H5V248H4ZM128 250H129V248H128ZM130 250H129V253H130ZM0 252L3 253L2 251H0ZM68 252L71 253V255L75 254L77 256L76 257H74V256L66 257ZM131 254H132V251H131ZM247 255H249V254H247ZM64 256H65V258H64ZM122 257H124V256H122ZM141 257H143V256H141ZM250 258H251V256H250ZM179 259H180V257H179ZM254 259H252V260H254ZM259 259H262V258H259ZM256 260H257V258H256ZM120 261H121V259H120ZM120 261L117 263L122 264V263H120ZM122 261L124 264V261H125L124 258H122ZM261 261L262 260L256 261L255 264H259V262H260V264H262L263 262H261ZM253 262H255V261H252V264H254ZM173 263H175V261ZM56 264H57V262H56Z\"/></svg>",
  "mask_w": 264,
  "mask_h": 264
}]
</instances>
